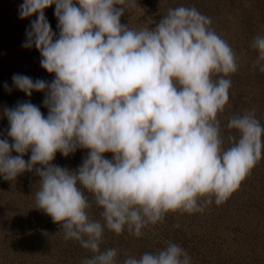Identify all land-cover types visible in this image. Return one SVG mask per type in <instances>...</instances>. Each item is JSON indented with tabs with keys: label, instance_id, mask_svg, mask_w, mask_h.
<instances>
[{
	"label": "clouds",
	"instance_id": "obj_1",
	"mask_svg": "<svg viewBox=\"0 0 264 264\" xmlns=\"http://www.w3.org/2000/svg\"><path fill=\"white\" fill-rule=\"evenodd\" d=\"M125 2L23 0L20 18L36 19L22 47L34 46L54 79L12 76L28 97L43 92L48 111L31 102L4 108L0 176L15 182L35 170L36 209L91 253L81 264H191L174 242L122 262L119 249L101 245L106 230L141 237L170 213L225 202L264 157V125L255 109L245 110L228 118L223 134L218 117L229 101L227 77L239 65L210 17L179 6L155 27L134 30L121 23ZM53 5L58 36L45 16ZM251 47L258 53L253 67L264 72V35ZM77 149L87 150L77 169L52 163L57 152L68 157ZM93 203L99 220L90 214Z\"/></svg>",
	"mask_w": 264,
	"mask_h": 264
},
{
	"label": "rangeland",
	"instance_id": "obj_2",
	"mask_svg": "<svg viewBox=\"0 0 264 264\" xmlns=\"http://www.w3.org/2000/svg\"><path fill=\"white\" fill-rule=\"evenodd\" d=\"M22 3L23 0H0V139H8L5 107L31 102L45 116L48 111L43 105V92L34 91L28 97L13 87L12 76L22 74L49 82L54 79L41 67L36 48L22 47L26 29L36 19L35 15L20 18ZM179 6H194L210 17L211 27L238 58V71L227 77L232 82L229 101L218 117L223 134L228 135V118L245 110L255 109L264 125V72L253 67L258 53L251 47L257 35H264V0H126L121 23L134 30L155 27L169 8ZM54 12L55 5L45 9V16L58 36ZM228 146L226 141L224 147ZM30 154L23 158L28 160ZM86 155L85 149H77L68 157L57 152L52 163L74 170ZM105 158L111 159L112 154L105 153ZM34 171L19 175L15 182L0 176V264H81L91 253L77 241L65 240L61 226L36 209L35 192L40 178ZM86 195L92 199L91 194ZM100 212L93 203L92 218L101 219ZM177 224L179 227H175ZM143 232V236L135 237L127 230L119 235L106 230L101 247L119 249V262L126 255L139 258L144 252H156L174 242L189 254L191 264H264V157L222 204L212 203L194 214L170 213L163 222L149 225Z\"/></svg>",
	"mask_w": 264,
	"mask_h": 264
}]
</instances>
